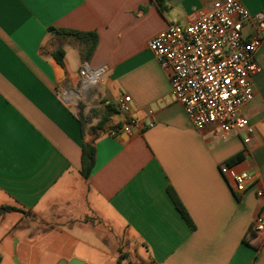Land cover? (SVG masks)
<instances>
[{
  "label": "crops",
  "instance_id": "0c3cea01",
  "mask_svg": "<svg viewBox=\"0 0 264 264\" xmlns=\"http://www.w3.org/2000/svg\"><path fill=\"white\" fill-rule=\"evenodd\" d=\"M211 1L0 0V264L36 240L45 243L37 264H264L261 238L250 232L264 213V39L253 99L241 109L253 127L248 144L242 134L221 140L213 127L193 129L148 49L154 35ZM240 2L264 16V0ZM56 30L95 33L90 58ZM252 32L244 25V35ZM58 49L62 66L51 56ZM84 64L101 69L96 85L81 81ZM122 95L129 115L117 108ZM129 118L138 126L127 133ZM91 139L84 179L81 148ZM224 163L259 177L236 197L219 172Z\"/></svg>",
  "mask_w": 264,
  "mask_h": 264
},
{
  "label": "built area",
  "instance_id": "2783aa9c",
  "mask_svg": "<svg viewBox=\"0 0 264 264\" xmlns=\"http://www.w3.org/2000/svg\"><path fill=\"white\" fill-rule=\"evenodd\" d=\"M246 24L253 25L249 36L243 34ZM263 39L262 14L251 16L240 0H212L188 23L170 24L154 35L148 49L168 71L169 96L182 107L193 129L213 127L221 140L233 132L242 134L243 143L248 144L253 127L241 109L253 99V77L261 70L254 54ZM78 73L84 84L93 86L99 81L101 69L84 64ZM130 101V96L122 95L117 100L118 110L129 115ZM133 126L138 122L129 118L123 131L129 133ZM219 172L236 197L259 177L256 172L238 171L228 163L221 164ZM255 194L263 196L262 191ZM250 229L264 247V213L256 216Z\"/></svg>",
  "mask_w": 264,
  "mask_h": 264
},
{
  "label": "trees",
  "instance_id": "16d2710c",
  "mask_svg": "<svg viewBox=\"0 0 264 264\" xmlns=\"http://www.w3.org/2000/svg\"><path fill=\"white\" fill-rule=\"evenodd\" d=\"M56 33L62 36L73 37L81 46L80 54H81L82 59L88 60L90 58V56L92 55L94 51L96 42H97V36L95 35V33L93 32L91 33L90 32H85V33L84 32H67L64 30H56ZM63 55L64 54L61 49H58L51 53L52 58L60 66L63 65V62H62ZM107 114H109V112ZM102 122H103V119L95 127L89 129L88 133L93 137L97 136L100 132L103 131V128L101 127L103 124ZM81 132L84 135V131L81 130ZM93 141H94L93 139L84 140L82 148H81L80 175L84 179H87L89 177V174L93 168L94 155H95ZM239 158L240 156H237L234 160H238ZM169 194L174 202L176 209L179 211L181 217L191 226L189 218L186 212L184 211V209L182 208L181 204L177 201V199L175 198V196L172 194L170 190H169ZM5 209H9V208H5Z\"/></svg>",
  "mask_w": 264,
  "mask_h": 264
},
{
  "label": "rangeland",
  "instance_id": "374dc122",
  "mask_svg": "<svg viewBox=\"0 0 264 264\" xmlns=\"http://www.w3.org/2000/svg\"><path fill=\"white\" fill-rule=\"evenodd\" d=\"M69 54H71V53H69ZM36 242H37V240L35 241V246L33 245V249L30 252H27L24 250V246H23V244H21L22 242L19 243V245L17 246L16 255L14 256L19 264H37L40 261H44L43 258H40L38 256L37 252H38V248H39L38 246L43 245L45 243H44V241L37 242V243ZM14 244L15 243L12 240V245H14ZM4 259L8 260L7 257H4ZM11 263L13 264L12 258H11ZM133 264H134V262H133Z\"/></svg>",
  "mask_w": 264,
  "mask_h": 264
},
{
  "label": "water",
  "instance_id": "95a60500",
  "mask_svg": "<svg viewBox=\"0 0 264 264\" xmlns=\"http://www.w3.org/2000/svg\"><path fill=\"white\" fill-rule=\"evenodd\" d=\"M14 242H15V240H14ZM12 260H13V264H19L15 257H13ZM58 264H85V263L79 259L73 258V259L69 260L68 262L60 261Z\"/></svg>",
  "mask_w": 264,
  "mask_h": 264
}]
</instances>
